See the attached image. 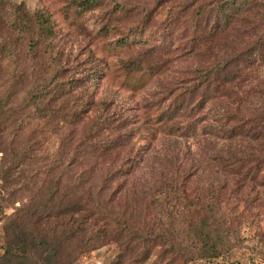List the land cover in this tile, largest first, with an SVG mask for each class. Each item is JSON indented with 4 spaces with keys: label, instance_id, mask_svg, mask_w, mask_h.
Instances as JSON below:
<instances>
[{
    "label": "trees",
    "instance_id": "obj_1",
    "mask_svg": "<svg viewBox=\"0 0 264 264\" xmlns=\"http://www.w3.org/2000/svg\"><path fill=\"white\" fill-rule=\"evenodd\" d=\"M157 4L77 2L106 34L128 21L112 42L138 49L127 73L175 67L151 53L189 54V69L157 83L144 104L167 134L196 141L175 173L144 171L151 156L138 117L96 96L103 58L72 54L47 11L0 0V209L13 208L0 264H80L112 244L111 264L215 263L245 244L244 225L260 224L264 0H187L162 18Z\"/></svg>",
    "mask_w": 264,
    "mask_h": 264
},
{
    "label": "rangeland",
    "instance_id": "obj_2",
    "mask_svg": "<svg viewBox=\"0 0 264 264\" xmlns=\"http://www.w3.org/2000/svg\"><path fill=\"white\" fill-rule=\"evenodd\" d=\"M25 2L31 8H41L51 14L53 24L58 34V40L72 53L84 54L93 49L97 57L103 58L97 64L102 65L103 75L98 82L97 97H104L110 101L109 109L115 112H123L126 109L135 113L140 122V130L137 137L140 145L148 152L147 158L151 156V161L142 165L144 171L151 168V171L161 172L162 170H179L178 167L187 160L189 163V138L178 137L173 134H167L164 131V125L157 119L158 109L154 106L144 107L147 102V93L153 87L161 82L168 80L177 72L183 74L189 69V54L184 53L181 49L173 48L171 52H165L161 55L151 53V60L160 61L161 56L169 58L175 67L166 65V70H161L157 75L144 74L143 70L127 73L123 68L124 61L137 56L138 49L130 46L113 47V41L118 32H125L124 24L119 29L112 28L110 33L99 31V24L94 17V13L78 12L77 2L79 0H15ZM147 7L154 6L159 2L158 8L162 13L160 18L165 14L163 11L167 7H176V5L185 4L187 0H146ZM156 1V2H155ZM135 47H138L136 45ZM162 58V59H163ZM170 64V63H168ZM186 67V68H184ZM144 74V75H143ZM174 75V76H175ZM212 107V106H211ZM208 109L205 111L207 112ZM204 111V112H205ZM211 112V111H210ZM207 136L202 135L199 139L205 140ZM219 143L215 150L222 147ZM1 155V153H0ZM168 156V157H167ZM195 156V154L191 155ZM261 197L264 199V187H260ZM13 211V208L7 201L2 202L0 209V244L3 242V233L1 230L2 222ZM264 233V217L261 218L258 226L244 225L242 227L243 236L246 238L245 244L241 247L234 248L227 256L217 259L215 263L200 262L198 264H261V258L257 257L252 250L256 243V232ZM0 250V256H1ZM111 263L117 260L118 250L115 245L103 247L99 253ZM93 255H86L80 264H88ZM130 259L122 261V264H130ZM196 264V263H189Z\"/></svg>",
    "mask_w": 264,
    "mask_h": 264
},
{
    "label": "built area",
    "instance_id": "obj_3",
    "mask_svg": "<svg viewBox=\"0 0 264 264\" xmlns=\"http://www.w3.org/2000/svg\"><path fill=\"white\" fill-rule=\"evenodd\" d=\"M88 264H111L109 262H107L106 258H104L103 256L100 255H93Z\"/></svg>",
    "mask_w": 264,
    "mask_h": 264
}]
</instances>
